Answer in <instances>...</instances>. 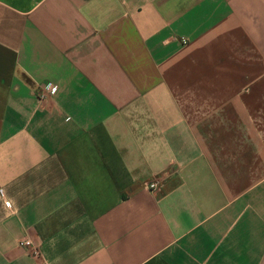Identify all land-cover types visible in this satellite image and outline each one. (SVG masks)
I'll return each instance as SVG.
<instances>
[{"label": "crops", "instance_id": "0c3cea01", "mask_svg": "<svg viewBox=\"0 0 264 264\" xmlns=\"http://www.w3.org/2000/svg\"><path fill=\"white\" fill-rule=\"evenodd\" d=\"M0 264H264V0H0Z\"/></svg>", "mask_w": 264, "mask_h": 264}, {"label": "built area", "instance_id": "2783aa9c", "mask_svg": "<svg viewBox=\"0 0 264 264\" xmlns=\"http://www.w3.org/2000/svg\"><path fill=\"white\" fill-rule=\"evenodd\" d=\"M158 182H154L153 184H151V189L153 190V189H158ZM23 246H26V247H31L32 246V243H31V241L30 240H24L22 243H21ZM34 254L37 256V255H39V252H38V250H35L34 251Z\"/></svg>", "mask_w": 264, "mask_h": 264}]
</instances>
